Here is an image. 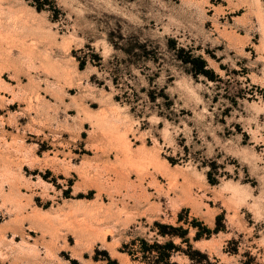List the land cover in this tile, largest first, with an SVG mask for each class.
<instances>
[{"label": "rangeland", "instance_id": "rangeland-1", "mask_svg": "<svg viewBox=\"0 0 264 264\" xmlns=\"http://www.w3.org/2000/svg\"><path fill=\"white\" fill-rule=\"evenodd\" d=\"M156 223L264 264V0H0V264H145Z\"/></svg>", "mask_w": 264, "mask_h": 264}, {"label": "trees", "instance_id": "trees-1", "mask_svg": "<svg viewBox=\"0 0 264 264\" xmlns=\"http://www.w3.org/2000/svg\"><path fill=\"white\" fill-rule=\"evenodd\" d=\"M172 46L175 48L174 41H172ZM176 51L177 59L183 64L190 66L193 77L205 76L212 80L215 78L213 72L206 68L207 63L202 57H196L183 48H179ZM156 225L160 229L158 232L160 236L163 238L168 237L169 240L160 243L158 241L151 242L147 239L139 238L129 244H125L123 252L127 253L133 261H140L145 264H177L176 262H172V259L175 254L183 252L189 258V264H213L209 261L206 254L193 249V245L188 238L189 229L159 223H156ZM193 225L200 227L199 224ZM176 237L181 239L182 244H186L187 251H183L179 245L175 244L174 238ZM201 237L202 232L197 231L193 239L199 240ZM150 260H153V263H149Z\"/></svg>", "mask_w": 264, "mask_h": 264}]
</instances>
